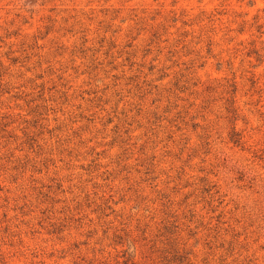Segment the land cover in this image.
<instances>
[{"label": "rangeland", "instance_id": "rangeland-1", "mask_svg": "<svg viewBox=\"0 0 264 264\" xmlns=\"http://www.w3.org/2000/svg\"><path fill=\"white\" fill-rule=\"evenodd\" d=\"M264 264V0H0V264Z\"/></svg>", "mask_w": 264, "mask_h": 264}, {"label": "trees", "instance_id": "trees-1", "mask_svg": "<svg viewBox=\"0 0 264 264\" xmlns=\"http://www.w3.org/2000/svg\"><path fill=\"white\" fill-rule=\"evenodd\" d=\"M181 264H183V262H181Z\"/></svg>", "mask_w": 264, "mask_h": 264}]
</instances>
